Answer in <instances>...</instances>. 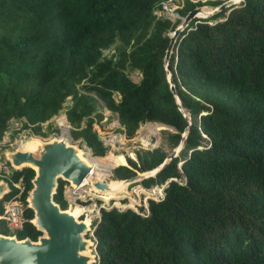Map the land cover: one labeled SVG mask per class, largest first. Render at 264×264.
<instances>
[{
    "label": "trees",
    "instance_id": "16d2710c",
    "mask_svg": "<svg viewBox=\"0 0 264 264\" xmlns=\"http://www.w3.org/2000/svg\"><path fill=\"white\" fill-rule=\"evenodd\" d=\"M165 1L0 0V141L15 119L47 137L57 128L42 123L64 110L71 139L104 156L94 126L103 118L99 103L116 114L125 138L145 122L168 126L163 140L180 144L178 153L139 181L162 186L163 197L137 211L100 208L87 234L95 264H264V0H240L188 22L167 64L175 93L164 56L176 25L155 12ZM224 1L183 0L178 12ZM165 159L161 147L137 149L110 178L120 182ZM33 177L31 167L11 168L10 179L24 186L17 239L41 234L25 201ZM8 182L0 199L4 235H12L4 203L16 192ZM67 184L58 178L53 194L61 209Z\"/></svg>",
    "mask_w": 264,
    "mask_h": 264
},
{
    "label": "water",
    "instance_id": "95a60500",
    "mask_svg": "<svg viewBox=\"0 0 264 264\" xmlns=\"http://www.w3.org/2000/svg\"><path fill=\"white\" fill-rule=\"evenodd\" d=\"M237 3L226 0L212 9L211 15ZM202 7H195L183 18L179 26L169 35V43L165 51L164 61L167 64L175 39L182 28L190 20L198 17ZM168 68L166 72L168 73ZM170 90L175 93V87L170 75L167 76ZM179 104L178 98L176 97ZM186 133L182 135L184 140ZM31 148L5 151V159L12 169L28 166L34 170L31 180L32 188L26 196L28 207L33 211L31 223L41 234L36 240L28 237L17 239L16 236L0 234V264H92L95 255L91 254L90 246L93 240L85 238L90 228V222L78 219L69 209H61L53 200L57 179L67 181L72 187L78 185L92 170V164L82 157L77 145L71 144L60 137L48 140H37ZM172 151L153 173H136L124 181L128 184L141 181L147 176L154 175L166 162L175 156ZM92 185L100 190L109 188L106 180L94 181ZM8 183L0 180V199L9 193Z\"/></svg>",
    "mask_w": 264,
    "mask_h": 264
},
{
    "label": "rangeland",
    "instance_id": "374dc122",
    "mask_svg": "<svg viewBox=\"0 0 264 264\" xmlns=\"http://www.w3.org/2000/svg\"><path fill=\"white\" fill-rule=\"evenodd\" d=\"M182 5H183V0H170L169 3H167V5L165 6L162 5V7L156 9L155 12L158 17H167L168 19H170L172 23L176 25L175 26L176 28L177 26L180 25L183 18L178 12V9H180ZM201 7L202 8L204 7L203 9L205 10H210L209 8H207L210 7L209 5H203ZM198 14H203V13H198ZM196 18H205V17H196ZM172 32L173 30L168 31V34L170 35V33ZM112 53H113V48L104 51L105 55H111ZM167 64L165 63V69L168 68ZM128 73L134 81H137L140 78V73H138L137 71H132ZM168 75H170V71H168L167 76ZM97 109L98 111H102L103 118L101 119L99 124H95L94 126L99 134L100 139L104 143H106L105 145L108 148L104 156L101 157L92 156L89 148L86 147L85 144L81 143L80 140L73 141L71 139L69 134L70 126L60 127L52 122L51 123L52 126L56 127L57 129L53 133H49L47 137L36 136L34 134H31V131H26V130L24 131L15 130L17 131V133L14 134L13 136L11 135H8V137L4 136L0 142L1 164H3L4 162V158H5L4 153L6 150H13L17 147H21L24 143L30 141L31 139L48 140L52 138V136L60 137L71 144L77 145L81 151L82 157L91 161L92 169L94 168L93 170H91L92 173H90V176H92L90 177L91 180L93 181L106 180L107 182H110L113 181L110 178L111 169L119 164H126L127 163L126 157L135 159V150L137 149H153V148L161 147L166 153V158H167V156L174 150L176 151V153H178L181 147L180 144L173 148H170L168 146L167 142L163 140V131L164 129H170V127L157 122H145L141 124L137 129L134 137L122 139L121 141H119L117 138L113 137L114 135H118L119 133V131L117 130L119 125L117 122L116 114L106 110L103 107L102 103H99L97 105ZM181 111L184 112L186 117H188L187 111L185 109L181 108ZM51 119H53V117ZM12 131L14 130L12 129ZM118 156H122L123 161L119 160ZM93 157L95 158V160H93ZM108 159H110V161ZM5 165L7 166L8 172L11 173L10 163L6 161ZM2 171L3 168L0 167V174H2ZM147 172L148 171L139 172V173H147ZM119 184L120 186L125 187L124 188L125 190L118 193H112L113 195L111 197H108L107 199L104 198V194L102 192L98 193V191L95 192L94 190L90 189L91 186L89 184H86V186L83 185L82 187L79 188L77 187L75 188L67 184L64 186V191H63L64 196L68 201L67 209L73 211L75 206H77L78 210H76L75 214L77 215L78 219L88 220L91 224L90 227L93 228L96 224L97 218L99 217L100 208H109L114 206L118 209L131 208L135 211L138 210L142 205L144 207L147 206L146 200L148 198H151L149 197L150 195L158 196L160 193L163 194L162 186H153L150 188H146L142 184H140L139 181L130 184L126 182L122 183L120 181ZM9 200H11V197L6 202H8ZM154 200H158L157 197H155ZM6 202L4 203V205L6 204ZM11 233L12 235H15L14 234L15 232L11 231ZM88 234L92 235V231L91 230L88 231ZM85 238H88L87 234ZM92 240L93 242H95L94 239ZM90 249H91L90 250L91 254L95 255V261H96V252H95L94 244L90 246ZM92 264H95V262H92Z\"/></svg>",
    "mask_w": 264,
    "mask_h": 264
},
{
    "label": "built area",
    "instance_id": "2783aa9c",
    "mask_svg": "<svg viewBox=\"0 0 264 264\" xmlns=\"http://www.w3.org/2000/svg\"><path fill=\"white\" fill-rule=\"evenodd\" d=\"M169 1L170 0H167V1L163 2L162 5L163 6L167 5V3H169ZM52 122L55 123V125L60 126V127L61 126H64V127L69 126V123H68V121L66 119L64 110H60L58 115H56V116L54 115L53 116V119H50L49 121H46V122L42 123V126L45 127V125L47 123H52ZM21 124H22V122L20 120H16V119L12 120L11 125L5 131L4 136L8 137V135H11L12 134V129L13 130L18 129V130H21V131H24V130L30 131L29 128L20 129ZM113 137L117 138L119 141H121L122 139H126L125 136L123 134H121V133H118V135H114ZM104 144H106V143H104ZM0 158H1V156H0ZM3 158H4V156H3ZM6 161L7 160L4 158L3 164H1V162H0V167L3 168L2 174H0V179L5 180L8 183V186H9V182L8 181H10L11 185L16 188V192L12 195L11 200L6 202V204L4 205L3 217L7 221V225L9 226L10 230L14 232L16 230L21 229V227H22L23 207L25 205V203L23 202V199H22L24 186H23V183L21 182V179L16 181V182L12 181L10 179V174L11 173H9L8 170H7V166L5 165ZM77 188H79V186ZM149 197H151L152 199H155V197H157V199L159 200L160 198L163 197V194L160 193L158 196L157 195L156 196L150 195ZM25 201H26V198H25ZM26 205H27V201H26ZM135 211H137V210H135ZM90 228L92 229V227H90ZM12 236H15V235H12ZM91 236H93V235H91ZM92 238H94V237H92Z\"/></svg>",
    "mask_w": 264,
    "mask_h": 264
},
{
    "label": "bare ground",
    "instance_id": "6f19581e",
    "mask_svg": "<svg viewBox=\"0 0 264 264\" xmlns=\"http://www.w3.org/2000/svg\"><path fill=\"white\" fill-rule=\"evenodd\" d=\"M236 2H239L240 0H235ZM212 9L213 8H211V10H205V9H201V11L199 12V13H203V14H197L198 15V17H204V16H208V14L210 13V12H212ZM173 33H170V35H172ZM157 130V129H156ZM36 140L35 139H31L30 141H27L26 143H24L20 148L21 149H25V148H31L33 145H34V142H35ZM110 155V154H109ZM112 156V155H111ZM116 158H117V156H116ZM90 159V158H89ZM118 159L119 160H121V161H123V157L122 156H118ZM87 160V159H86ZM93 160H95V158L93 157ZM109 161H110V159H108ZM112 160V159H111ZM90 163H91V161L90 160H88ZM92 164V163H91ZM114 164V163H113ZM111 166V165H110ZM109 168V167H108ZM94 169V168H93ZM92 169V170H93ZM95 171V170H94ZM90 173H92V171L90 172ZM90 173L87 175V177L78 185L79 187H82L83 185H85L86 186V184H89L91 187H90V189H92V190H94L95 192L96 191H98V193L99 192H102L103 194H104V198L105 199H107L108 197H111L113 194L112 193H118V192H122V191H124L125 189V187H122V186H120V184H119V182H115V181H111V182H107L108 183V186H109V188L107 189V190H100V189H98V188H96V187H94L93 185H92V183L94 182L93 180H91L90 179V177H92V176H90ZM148 173H150V175L153 173V170H151V171H148L146 174H148ZM102 175V174H101ZM101 175H99V176H101ZM121 182L122 183H125V181L124 180H121ZM119 195V194H118ZM122 195V194H121ZM116 196V195H115ZM120 197V196H119ZM76 210H78V207L77 206H75V208H74V210H73V212L75 213L76 212ZM88 221V220H87Z\"/></svg>",
    "mask_w": 264,
    "mask_h": 264
}]
</instances>
